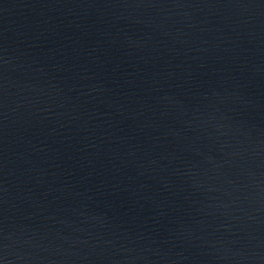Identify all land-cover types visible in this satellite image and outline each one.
I'll list each match as a JSON object with an SVG mask.
<instances>
[{
	"label": "water",
	"instance_id": "1",
	"mask_svg": "<svg viewBox=\"0 0 264 264\" xmlns=\"http://www.w3.org/2000/svg\"><path fill=\"white\" fill-rule=\"evenodd\" d=\"M106 264H264V0H48Z\"/></svg>",
	"mask_w": 264,
	"mask_h": 264
}]
</instances>
